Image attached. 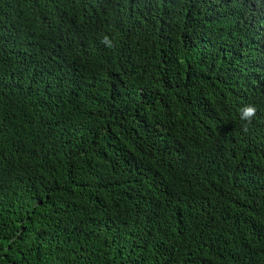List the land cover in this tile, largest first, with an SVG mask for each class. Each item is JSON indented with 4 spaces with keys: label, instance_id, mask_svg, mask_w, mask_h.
Instances as JSON below:
<instances>
[{
    "label": "trees",
    "instance_id": "1",
    "mask_svg": "<svg viewBox=\"0 0 264 264\" xmlns=\"http://www.w3.org/2000/svg\"><path fill=\"white\" fill-rule=\"evenodd\" d=\"M0 264H264V0H0Z\"/></svg>",
    "mask_w": 264,
    "mask_h": 264
},
{
    "label": "clouds",
    "instance_id": "2",
    "mask_svg": "<svg viewBox=\"0 0 264 264\" xmlns=\"http://www.w3.org/2000/svg\"><path fill=\"white\" fill-rule=\"evenodd\" d=\"M107 40V37H105ZM109 46H111V43L109 42ZM241 120L246 121L247 123H251L253 117L256 115L257 108L255 105L249 104L244 106L241 110ZM247 127L244 128V131H247Z\"/></svg>",
    "mask_w": 264,
    "mask_h": 264
}]
</instances>
